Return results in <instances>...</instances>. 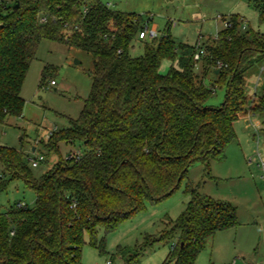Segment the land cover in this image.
Listing matches in <instances>:
<instances>
[{
	"label": "trees",
	"instance_id": "trees-1",
	"mask_svg": "<svg viewBox=\"0 0 264 264\" xmlns=\"http://www.w3.org/2000/svg\"><path fill=\"white\" fill-rule=\"evenodd\" d=\"M251 1L264 22V0ZM224 22L211 44L201 45L199 75L196 46H177L168 24L132 57L144 25L135 14L99 0L0 1V125L22 115L20 91L40 40L66 42L92 58L78 118L50 136L52 151L58 142H79L86 153L78 161H59L35 179L21 153L0 146V192L21 180L35 194L33 208L0 213V264H82L85 235L103 253L100 229L113 232L146 204L170 197L193 163L208 175L210 162L223 159L244 111L245 73L264 61V35L240 33L237 16ZM165 59L175 66L162 75ZM208 75L211 87L203 83ZM214 87L226 89L217 108L205 106ZM260 96L255 116H264V82ZM186 191L185 210L141 244L140 250L170 244L164 264H195L217 232L238 225L231 204Z\"/></svg>",
	"mask_w": 264,
	"mask_h": 264
},
{
	"label": "rangeland",
	"instance_id": "rangeland-1",
	"mask_svg": "<svg viewBox=\"0 0 264 264\" xmlns=\"http://www.w3.org/2000/svg\"><path fill=\"white\" fill-rule=\"evenodd\" d=\"M99 1L112 10L139 16L147 31L156 32V39L168 24L170 37L177 46L211 44L224 29V20L233 16L239 18L240 33L252 31L264 35V22L251 0ZM153 41L135 38L130 56L140 57L144 46ZM172 65L175 66L169 60H163L159 73L166 75ZM91 70V56L66 42L43 39L36 45L20 91L24 101L22 115L9 117L0 125V146L21 153L33 178L38 179L57 162H65L73 152L86 153L77 141L58 142L57 151H52L54 140L44 135L54 128L57 132L65 129L68 120L78 118L90 91ZM195 72L201 73L199 63H195ZM212 80L208 75L203 83L211 87ZM51 81L54 86H50ZM262 82L264 61L245 73L244 111L233 125L235 139L225 148L221 161L210 162L209 174L201 163H193L178 190L170 197L154 206L146 204L142 211L121 223L113 232L105 233L100 229L97 243L102 242L103 253L98 247H91L85 235L82 264H164L170 244L158 242L151 248L140 250L141 244L145 236L157 235L168 220H175L185 210L190 198L186 191L188 186L201 196L231 204L238 222L237 227L216 233L200 253L198 261L202 264H232V253L238 247L249 248L251 253L264 252V168L261 166L264 162V116L253 113L261 105ZM225 92V87H214L205 106L219 107ZM40 156L44 160L31 167L29 159L38 160ZM34 201V192L21 180H14L0 192V213L14 210L18 203L31 209Z\"/></svg>",
	"mask_w": 264,
	"mask_h": 264
},
{
	"label": "built area",
	"instance_id": "built-area-1",
	"mask_svg": "<svg viewBox=\"0 0 264 264\" xmlns=\"http://www.w3.org/2000/svg\"><path fill=\"white\" fill-rule=\"evenodd\" d=\"M2 1V0H0ZM86 12V9L83 10V13ZM41 22H44L45 20L44 19H41L40 20ZM157 37V34L155 31H147V26L144 24L142 29L139 31L136 39L137 40H145V39H148V40H155ZM204 55V49L202 48L201 45H198L196 46V49H195V53L193 54V61L195 63H198L200 58ZM54 82L51 81L50 82V86H54ZM252 124V123H251ZM56 131V129L54 128L53 130H49L45 133V138H50V136L52 135V133H54ZM82 157V154H80L79 152H73L71 153L68 158L66 159V161H72V162H76L78 161L80 158ZM44 160V158L42 156L39 157L38 160H34V159H29L30 161V166L31 167H36L37 166V163L38 162H42ZM261 166L262 168H264V162L261 163ZM17 208H23L25 205L23 203H18L17 205ZM106 264H110V262H106Z\"/></svg>",
	"mask_w": 264,
	"mask_h": 264
},
{
	"label": "crops",
	"instance_id": "crops-1",
	"mask_svg": "<svg viewBox=\"0 0 264 264\" xmlns=\"http://www.w3.org/2000/svg\"><path fill=\"white\" fill-rule=\"evenodd\" d=\"M218 233L219 232H217V234ZM250 239L251 238H249L248 241H250ZM232 255L234 256V258H233L234 260H232V264H264V252L260 253L258 250L253 252V253H251L249 248L246 249L245 247L244 248L243 247L242 248L238 247L236 250H234V254L232 253ZM198 257L196 259L195 264H202L200 261H198L199 260ZM213 263H215V262H213ZM213 263L210 262V264H213Z\"/></svg>",
	"mask_w": 264,
	"mask_h": 264
},
{
	"label": "water",
	"instance_id": "water-1",
	"mask_svg": "<svg viewBox=\"0 0 264 264\" xmlns=\"http://www.w3.org/2000/svg\"><path fill=\"white\" fill-rule=\"evenodd\" d=\"M16 7H17V4L14 5V8H16ZM32 151H34V150L32 149Z\"/></svg>",
	"mask_w": 264,
	"mask_h": 264
}]
</instances>
